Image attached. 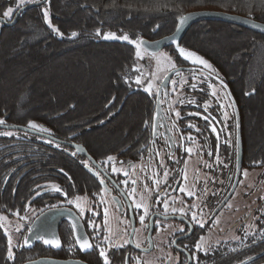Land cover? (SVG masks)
Segmentation results:
<instances>
[{"label": "trees", "instance_id": "1", "mask_svg": "<svg viewBox=\"0 0 264 264\" xmlns=\"http://www.w3.org/2000/svg\"><path fill=\"white\" fill-rule=\"evenodd\" d=\"M16 2L0 0V17L8 7L14 8L10 17H4L10 22L27 6L13 24L0 22V119L21 126L34 121L49 129L51 136L82 145L99 164L108 156L138 160L149 153L159 99L136 83L140 74L136 46L96 36L97 28L153 42L175 31L179 15L196 10L228 12L264 23L261 0H37L18 10ZM164 4L167 9L157 12ZM45 7L51 26L42 11ZM74 31L79 33L75 38L71 36ZM179 46L212 66L206 78L211 89L220 82L235 99L242 164L264 167V33L207 19L193 24ZM164 48L170 49L179 68H191L177 46ZM189 90L191 96L203 100L202 86L189 89L186 85L184 92ZM9 131L14 135H0L1 211H17L12 205L22 202L29 186L26 182L31 180L22 175L27 165L44 181L59 182L69 196L92 194L101 186L90 159L75 148L60 143L57 149L47 137L0 128V133ZM193 134L199 137L194 130ZM71 152L76 156L69 155ZM7 246L0 229V264H19L44 255L37 245L31 250L20 247L15 258L8 259ZM263 248L202 257H211L208 264H257L264 260V254H256Z\"/></svg>", "mask_w": 264, "mask_h": 264}, {"label": "flooded vegetation", "instance_id": "2", "mask_svg": "<svg viewBox=\"0 0 264 264\" xmlns=\"http://www.w3.org/2000/svg\"><path fill=\"white\" fill-rule=\"evenodd\" d=\"M210 82L200 79L199 82L192 84V87L202 86L205 95L201 96L203 100L196 99L194 95L191 96L189 90L187 96H191V100H188L189 97L186 96L183 106L176 108L179 117L176 116L174 110L161 109L155 121L153 145L148 154L138 160L115 157L114 162L108 163L107 170L95 160L96 164L90 160L93 174L95 171H100L105 178V184L92 194H76L87 197L86 202L88 203L84 205L86 211L83 214L74 204L66 202L74 196L65 197L49 190L50 185H59V182L44 181L43 177L40 176L41 174L35 175L27 165L22 175H25L27 180L28 178L31 179L26 182L29 185L28 190L21 203L11 204L13 209L17 211L23 209V212H19L20 216L29 217L28 220H21L18 217L20 223L24 225L19 244L23 243L25 235L30 234L27 232V228L34 229L36 231L35 236L38 234L45 235L44 229L40 228V217L50 211V205H59V207L51 210L62 208L74 211L81 220L84 234H87L94 247L81 250L79 245L75 244L71 221L68 218H62L56 231L50 233L60 239L61 246L59 248L45 245L35 238L31 247H23L24 249L31 250L38 245L43 250L41 253L44 254L43 256L77 259L89 264H103V258L99 255V247L105 246L102 237L108 234L109 227L115 234L112 237L113 244H122L125 240L129 241V243L124 244V247L107 249L111 264H125L126 260L127 264H138L137 257L140 258V264H144V262L158 264L157 254H164L160 258L162 264H187L189 260L191 261L190 264H203L211 257L203 258L202 255L246 254L251 252L252 247L264 245V195L257 199V207L254 211L257 219L250 222V225L253 222L256 223L258 227L256 231L253 232L251 229L248 232V221L251 217V213L248 214V212L225 229L220 228L221 226L219 229L216 227L221 223L220 215L226 209L227 202L236 195L246 167L242 164L239 108L229 90L224 88L220 82L213 83L211 89ZM205 104L208 106L205 107ZM225 113H227V117H225ZM205 116L208 117V120L204 119ZM193 130L199 133V137L193 134ZM189 148L193 151L190 154L187 151ZM191 156H195L199 160L198 168L200 171L193 173L192 179L184 180L183 175L189 168ZM122 165H124L123 168ZM112 166L127 171L129 176L125 177L123 171L111 173ZM165 171L167 172L166 181L164 178ZM247 171L249 170L247 169ZM37 175L38 178L36 179ZM262 175L264 176V172ZM96 178L100 182L99 178ZM125 179H128V185L123 184ZM133 180L136 181L135 185L132 184ZM156 180L160 181L159 186L154 183ZM185 181L186 184H184ZM145 184H147L148 189L153 191L145 192ZM37 185L42 187L37 188ZM132 187L137 190V200L143 193L151 205L149 215L145 219V224L149 226L147 228L142 226L139 221V216L143 214L142 210L134 209L132 200L126 196V192L130 191ZM157 187L159 192L155 191ZM105 188L108 190L104 191ZM181 188L186 191H180ZM243 190L242 195L247 199L254 188L245 186ZM188 191L193 192L194 195L188 196ZM37 192L40 195H36ZM165 200L169 202L167 219L161 215L164 212L163 201ZM117 201L123 205L122 208L117 207ZM106 207L108 208L109 219L107 226L104 223V209ZM172 207L184 208L187 215L173 214L171 212ZM0 212H3L1 208ZM16 212L3 213L15 217ZM192 213H196L198 218L201 217L202 213L203 220L206 221L203 227L191 220ZM217 216L219 223L213 224V220ZM89 220L94 221L99 228L91 227L88 224ZM121 220L131 221V223L125 225L119 222ZM157 222H159V226ZM125 227H127L128 235L122 231ZM133 227L139 230L134 236L132 235ZM181 228L184 230L183 232L178 230ZM234 228V232L239 234V238L225 237L226 239H221V235L228 232V229ZM0 229L7 237L2 226ZM215 232L216 237L213 236ZM208 235L214 238H210ZM200 237H204L207 244L210 245L206 253L194 249V245L200 240ZM133 241H138L141 248H137ZM18 248L20 247H16L13 252ZM144 248H147L148 251H142ZM256 254H264V248Z\"/></svg>", "mask_w": 264, "mask_h": 264}, {"label": "snow or ice", "instance_id": "3", "mask_svg": "<svg viewBox=\"0 0 264 264\" xmlns=\"http://www.w3.org/2000/svg\"><path fill=\"white\" fill-rule=\"evenodd\" d=\"M26 3V0H18V4H17V10L19 9V7ZM261 3L264 4V0H261ZM112 7H115V4L113 3V5H111ZM161 9H167V5L164 4V5H161L159 8L156 9L157 12H160ZM13 11L14 9L12 7H8L4 13H3V16L4 17H10L12 14H13ZM43 11V14L45 16V19H46V22L51 26V20L49 18V10L47 7H45L44 9H42ZM191 18V14L189 15H179L177 17V22H178V25L180 26H183L189 19ZM157 28H159L160 26L159 25H156ZM179 27H177V31H179ZM54 31L57 32V34L63 36V33H61L59 31L58 28H54ZM79 35V33L77 32H72L71 33V36L73 38L77 37ZM101 35V29L100 28H97L96 29V36H100ZM175 34H173V37H174ZM103 38L104 39H121V40H124V41H128L129 40V36L127 34H124L122 36H117L116 33L114 32H106L103 34ZM132 44H134L136 46V57L138 58H143V54H142V51H141V46L142 45H146L148 42L147 41H144L142 38H137L136 40H132L130 41ZM156 43H159V42H156ZM177 48L179 49V54L181 56H183L184 58L186 59H189V60H193L194 63H199L200 65L204 66L205 68L207 69H212V66L206 61L204 60L202 57H199L196 55V53L194 52H191V51H188L186 50L185 48L183 47H180L179 44H177ZM152 55L156 58L157 62L159 63L161 60H166L169 65L175 69V64L172 62V59L171 57L166 54V53H159L157 54L156 52H153ZM179 70L177 69V72ZM136 83L137 84H140L141 83V78L140 76H137L136 77ZM173 83L175 84L176 82L173 81ZM194 87V86H193ZM152 89V85L149 84L148 85V90L151 91ZM253 91H255V89H253ZM213 95H215V92H213ZM182 102V101H181ZM208 105L205 104V107H207ZM159 116V113H156V117ZM176 116L179 117V112H176ZM225 117H227V113H225ZM205 120H208V117L205 116L204 117ZM5 123L4 120L0 119V125H3ZM145 126L147 127L148 126V122L146 121L145 122ZM28 128L30 129H35L37 130L38 132H47L49 134V136L52 135L51 131L39 124H37L36 122L34 121H29L28 125H27ZM194 127V126H193ZM0 135H6V136H13L14 133L9 131V132H4V133H0ZM189 139H191V137H189ZM48 143L49 144H53L54 143V146L59 149L61 148V144L59 141H53V140H48ZM77 148V151H80V152H83L84 149L79 146V145H76L75 146ZM66 151V149H64ZM187 151L189 153H191L192 149L189 148L187 149ZM76 152H71L69 153V155L71 156H76ZM115 161V157L113 156H108L106 157L105 160L101 161L100 162V165L101 166H104L105 167V170H107V165L109 162H114ZM85 165L87 166V163L84 162ZM122 163V162H121ZM162 163V161H161ZM254 163H259V162H254ZM133 168L135 166H132ZM91 170V169H90ZM61 172H63L64 170L63 169H60ZM111 173H120L121 171H123V175L125 177H128L129 176V173L127 171H124L123 169H120V168H116L115 166H112L111 169H110ZM245 176H247V171L245 170L244 173H243ZM94 175L96 177L99 178L100 180V183L101 185H104L105 184V178L101 175V172L100 171H95L94 172ZM164 178H165V181H166V178H167V172L165 171L164 173ZM129 181L128 179H125L123 181V184L124 185H128ZM154 183L157 184V186L159 185L160 181L159 180H156L154 181ZM132 184L135 185L136 184V181H132ZM42 186L40 185H37V188H41ZM51 191H55L56 193H60L62 194L63 196L67 197L68 196V193L66 191H64L59 185H56V184H52L50 185V189ZM108 189L105 188L104 191H107ZM144 190L145 192H151L153 190H150L148 189L147 187V184L144 185ZM136 188L135 187H132L130 191L126 192V196L129 197L133 204H134V209L136 210H142V213L140 216H139V221L141 223L142 226H144L145 228L149 227L148 225L145 224V219L146 217L149 215V212H150V208H151V205L149 204L148 200L145 198L144 194L141 193L140 196H139V199L137 200L136 198ZM155 191L159 192V188L157 187L155 189ZM180 191H186L185 189L181 188ZM36 195H40L39 192L36 193ZM187 195L188 196H193L194 193L191 192V191H188L187 192ZM115 199V198H114ZM173 200L175 198H172ZM87 200V197L84 196H79V195H75L73 198L71 199H68L66 202L68 204H74L76 206V208H78L80 210V213L83 214L86 209L84 207V203L83 202H86ZM102 201H103V198H102ZM226 206L228 207H231V203L230 201L227 202ZM59 207V205H50L49 208L50 210L52 208H57ZM117 207L118 208H122L123 205L120 204L119 201H117ZM163 208H164V212L161 213V215L167 219L168 218V210H169V202L168 200H165L163 201ZM171 212L173 214L175 213H179L180 215L182 216H186L187 213L185 212V209L184 208H175V207H172L171 208ZM15 215L17 217H19L21 220H28L29 217L27 216H20V213L19 211H17L15 213ZM191 220L195 221L200 227H203L204 226V223H206V221L203 220V215L201 213V217L198 218L197 217V214L196 213H192L191 214ZM8 221V217L6 216H3V215H0V222H7ZM120 223H123L125 225H128L129 223H131V221H125V220H121L119 221ZM104 223L105 225L107 226L108 223H109V219H108V208L106 207L104 209ZM219 223V217L217 216L214 220H213V224H218ZM88 224L93 227L94 229H98L99 226L96 225L94 223V221L92 220H89L88 221ZM158 226H159V222H157ZM0 226H2V224H0ZM71 227L74 231V240H75V244L76 245H79V248L81 250H88V249H92L94 247L93 243L90 242L87 234H81L78 232V227H79V220L78 219H73L72 220V223H71ZM24 228V225L23 224H18L15 228V231L16 232H21V230ZM179 231L183 232L184 230L181 228V229H178ZM123 233L125 235H128L127 233V227H125L123 230ZM139 230L136 229L135 227H133L132 229V235L134 236ZM4 232L5 234L7 235V258L8 259H14V252H13V241H12V237L11 235L8 233V229L7 227L4 228ZM27 232L28 233H31L32 232V229L31 228H27ZM97 235H99V233L97 232ZM115 234L113 233L112 229L109 227L108 228V234L107 235H104L102 237V241L104 242V247H99V255L103 258V264H111L110 260H109V256H108V253H107V249H111L113 247H116V248H121V247H124V244H127L129 243L128 240H125L124 243L122 244H113L112 242V237L114 236ZM36 240H39V241H42L43 244L45 245H49V246H52V247H56V248H59L61 246V241L60 239L55 236V235H50V236H45V235H36ZM136 243V247L137 248H141V244L138 242V241H133ZM174 243V241H173ZM75 246V245H74ZM16 247H31V236L30 235H25L23 237V243L22 244H17ZM210 248V245L207 244V242L205 241V238L204 237H200V240L194 245V249L196 251H204L205 253L208 251V249ZM142 251L144 252H147L148 249L147 248H144L142 249ZM137 261H138V264H140V258L137 257L136 258ZM169 259H171V257H169ZM249 260H252L253 258L252 257H249L248 258ZM125 264H127V260L125 261ZM144 264H147V262H144Z\"/></svg>", "mask_w": 264, "mask_h": 264}, {"label": "rangeland", "instance_id": "4", "mask_svg": "<svg viewBox=\"0 0 264 264\" xmlns=\"http://www.w3.org/2000/svg\"><path fill=\"white\" fill-rule=\"evenodd\" d=\"M36 1L37 0H26V3H34ZM16 4H18V0ZM106 32H114L116 33L118 37L124 34H127L129 36L128 42L137 39V38L132 37L128 33H119L118 31H113V30L101 32L100 37L103 38V34ZM107 40H115V39H107ZM118 40H121V39H118ZM169 50L170 49L168 48H162L159 50L157 49L151 50L149 49L147 44L141 46L143 58H138L140 61L139 63V68H140L139 76L141 78L140 87L158 96L159 102L161 103V106H162L161 109L162 108L163 110L171 109L177 112L176 108H180L183 106L184 99L187 96V92H184V87L188 85V87L191 88V85L195 84L196 82H199L200 79L206 80V78L208 77V74H210V71L212 69H207L204 66L200 65L199 63H194L193 60H189L190 63L192 64L191 68L189 69L179 68L177 64L175 63L173 57L169 53ZM153 52H156L157 54L159 53L168 54L171 57L172 62L176 66L175 69L172 68L166 60H161L158 63L156 58L152 55ZM177 69L179 70L178 72H177ZM191 72H194V74L201 73L202 75L192 76L190 75ZM166 79H167V82L165 83ZM173 81H175L176 83L174 84ZM149 84L152 85L151 91L148 90ZM187 97H189L188 100H191V96H187ZM191 164H193L194 166H192ZM198 164H199V160L196 159L195 156H191L189 158V164H188L189 168H187L186 173H184L183 175L184 180L192 179L194 176L193 173L200 171V169L198 168ZM121 167L123 168L124 165H122ZM245 167L244 168L246 169V171L247 169L249 170L247 171V176L244 175L243 180L241 181V184H239V188L237 190L236 195L230 201L231 207L227 206L226 209L220 215L221 223L220 225L216 226L218 229L220 226H221L220 228L222 229H225L231 226V224H234V222H236L242 215H245L247 212L248 214L251 213V217L248 221L249 227H247L248 232H250L251 229L254 232L258 228L255 222H253L252 225H250V222H252V220L255 221L257 219V216L254 215L255 208L257 207V199L258 197L264 195V176L262 175V172H264V169L263 167H256V168H249L248 166H245ZM184 184H186V181L184 182ZM245 186H247L248 188L249 187L254 188V191L250 194V196L247 199H245L242 195V193L244 192L243 188H245ZM87 203L88 202H84V205H86ZM0 215L8 217L7 222H0V223L2 224L3 229L7 227L8 233L12 237L13 251H14V249L16 248V245L20 243V238H21V232L15 231L16 226L18 224H21L20 219L17 216L11 217L10 215L5 214L3 212H0ZM234 230L235 228L231 230L228 229V232L221 235V239H226L225 237H229V238L236 237V239L239 238L240 237L239 234H236ZM213 234H214L213 236L215 237L217 236L216 232ZM208 237L214 238V237H211L210 235H208ZM163 255L164 254H157L158 264H162V260H160V258ZM203 264H208V262H205Z\"/></svg>", "mask_w": 264, "mask_h": 264}, {"label": "water", "instance_id": "5", "mask_svg": "<svg viewBox=\"0 0 264 264\" xmlns=\"http://www.w3.org/2000/svg\"><path fill=\"white\" fill-rule=\"evenodd\" d=\"M45 1L46 0H42V2H45ZM26 7L27 6H23L16 13L15 18L11 22L7 21V19L4 17H0V22L9 24V25L13 24L16 17L19 15L22 9ZM189 14H191V18L183 26L177 25V27H179L180 29L179 31H177V27H176L175 31L172 34L162 37L156 41L148 42L147 46L149 47V49L159 50V49H162L170 45L177 46V44H180L181 40L183 39V37L185 36L187 31L193 24L203 21V20H207V19L229 22V23L237 24V25L251 28V29L264 33V23L259 22L249 17L238 15V14H232V13L222 12V11H217V10H196V11H191L185 15H189ZM173 34H175L174 37H173ZM156 42H159V43H156ZM166 82H167V79L165 80V83ZM160 112H161V103L158 102L157 113H160ZM0 128L20 129V130H23V131H26L32 134L47 137L54 141H59L60 143L67 144L77 150L75 146L78 144L57 139L53 136H49V134L45 132H38L37 130L30 129L27 126L3 124V125H0ZM79 146H81L84 149L83 152H80V151L79 152L82 153L83 155L88 156L90 160L95 163L94 159L87 153L86 149L82 145H79ZM62 218H68L71 221V223L74 218L78 219L79 220L78 232L81 234H84L83 225L81 223L79 216L74 211L61 208V209H53V210L47 211L40 217V222H39L40 228L44 229L46 237L51 235L50 233L52 231H56L57 225L60 219ZM35 233L36 231L33 229L32 232L29 234L31 236V243L34 241L36 237ZM190 262L191 261L189 260L187 264H190ZM19 264H89V263L81 261V260H77V259H60V258H55L51 256H42V257H37L34 259L26 260ZM259 264H264V261H262Z\"/></svg>", "mask_w": 264, "mask_h": 264}]
</instances>
